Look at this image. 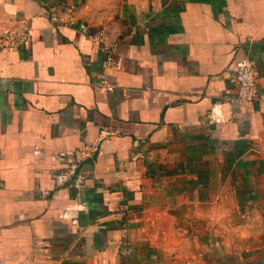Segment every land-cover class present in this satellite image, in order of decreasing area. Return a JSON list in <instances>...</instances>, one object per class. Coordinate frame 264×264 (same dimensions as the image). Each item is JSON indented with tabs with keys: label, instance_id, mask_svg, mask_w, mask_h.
<instances>
[{
	"label": "crops",
	"instance_id": "crops-1",
	"mask_svg": "<svg viewBox=\"0 0 264 264\" xmlns=\"http://www.w3.org/2000/svg\"><path fill=\"white\" fill-rule=\"evenodd\" d=\"M120 1L0 0V264H264V0Z\"/></svg>",
	"mask_w": 264,
	"mask_h": 264
},
{
	"label": "built area",
	"instance_id": "built-area-1",
	"mask_svg": "<svg viewBox=\"0 0 264 264\" xmlns=\"http://www.w3.org/2000/svg\"><path fill=\"white\" fill-rule=\"evenodd\" d=\"M52 18L57 19V14L53 13ZM13 22L9 25H5L0 30V48H16L19 45L26 43L29 38V26L26 21ZM85 28V27H84ZM96 39H100L102 35L97 33L94 35ZM105 64L107 66L114 65V59L111 54H108L105 58ZM260 71L253 58L242 55L237 57L233 61V78L237 84V91L235 99L241 103L250 104L256 102L260 97L258 88V80ZM94 148L91 145H86L77 150L70 152L71 157L61 154L60 160L67 161L68 171L66 173L75 174L78 166L84 159L91 158ZM80 175V174H79Z\"/></svg>",
	"mask_w": 264,
	"mask_h": 264
},
{
	"label": "rangeland",
	"instance_id": "rangeland-1",
	"mask_svg": "<svg viewBox=\"0 0 264 264\" xmlns=\"http://www.w3.org/2000/svg\"><path fill=\"white\" fill-rule=\"evenodd\" d=\"M97 7H98L99 12H103V11L116 12L118 10H122L123 4L121 3L120 0H116L115 3L114 2L113 3H102L101 2L98 4ZM63 162H66V163L62 164L63 166L61 167H65V168L61 169V171L65 170V172H67L69 163L67 161H63ZM241 205L243 204H239V207L236 210L234 208L225 214V219L227 222L240 224L242 222H245L248 218L252 216V212H253L252 206H248L247 208H241ZM256 214L264 217V213H256Z\"/></svg>",
	"mask_w": 264,
	"mask_h": 264
}]
</instances>
